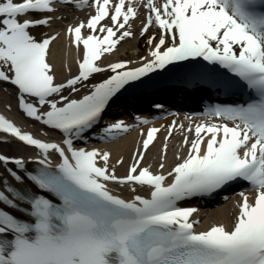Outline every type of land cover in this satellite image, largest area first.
<instances>
[{
  "label": "snow or ice",
  "instance_id": "6c2138e0",
  "mask_svg": "<svg viewBox=\"0 0 264 264\" xmlns=\"http://www.w3.org/2000/svg\"><path fill=\"white\" fill-rule=\"evenodd\" d=\"M53 2L0 0V81L16 86L19 107L28 117L59 130L64 137V147L42 142L0 116V132L43 154L36 161L41 167L35 174L25 171L19 158L0 154V165L20 184L22 175L6 167L14 164L36 189L60 201L56 204L43 195L17 191L0 179V264H264V0H260V11H256L257 0H163L159 6L145 0L148 16L141 35L151 26L160 31L158 40L152 36L147 41L152 46L151 59L130 70H124L125 62L109 64L114 75L91 85L80 99L61 93L64 89L78 92L77 84L105 71L95 61L132 35L124 30L113 39L136 11L132 0L127 4L126 0L114 4L92 0L95 15L86 27L96 32L106 17L112 27L102 25L99 32L103 36L82 37L83 23L70 26L67 32L72 44L77 48L83 45L79 74L55 84L46 57L56 37L37 41L29 32L47 25L50 17L21 19L53 12ZM87 4L88 0H78L75 6ZM197 58L226 69L257 98L246 105L216 106L207 111V115L235 122L231 127L226 123L189 126L186 131L193 132L194 138L189 142L184 137V143L190 144L188 155L168 173L170 183L165 185L164 175L139 167L143 151L138 157L134 154L127 175L118 177L114 170L109 171L108 152L73 146L74 140L93 129L109 101L126 85ZM56 96L58 100L53 98ZM26 97L35 98V103ZM45 106L47 110L42 111ZM127 130L123 122H117L102 131L111 139L114 131ZM157 131L148 130L143 149H148ZM171 131L169 128V134ZM50 150L60 158L55 170L50 167ZM237 180L255 189V197L250 202L240 193L239 213L231 230L213 225L207 231L195 232L189 217L196 209L180 207L178 202L211 195ZM109 181L149 186L150 198L136 195L122 199L111 194L106 184ZM12 210L23 215L17 218ZM29 218L33 222H25Z\"/></svg>",
  "mask_w": 264,
  "mask_h": 264
},
{
  "label": "bare ground",
  "instance_id": "6f19581e",
  "mask_svg": "<svg viewBox=\"0 0 264 264\" xmlns=\"http://www.w3.org/2000/svg\"><path fill=\"white\" fill-rule=\"evenodd\" d=\"M74 1L75 2L74 4H72L71 7L66 8V12H60V14L62 15L61 19L59 18L57 20V18H54L55 17L54 14H47V13H41V14H38V15H35L29 18V19H48L50 17L49 23L47 25H40V26L30 28L29 32L37 41H41L44 38L50 37L51 35L47 33L49 31L51 32V34H54V36L56 37V39L53 41V45L50 49V52L48 51V54H47V55H52V59H46L47 62L51 65V68H52L51 73L55 74L54 75L55 81L61 82L64 79H68L71 76V74L75 72L76 61H78V59L79 60L81 59V48L80 47L77 48L76 46L72 44L71 36L68 35V32H67V29H68L67 26L68 24L72 22L76 23V21L78 20L79 21L83 20L84 15L87 12V9H89V7L90 8H93V7H92V2H90L88 6L77 8L75 4L78 2V0H74ZM76 12L78 13L76 17L71 16L72 13L76 14ZM140 21L141 20H138L136 17L131 22L129 21V24H128L129 26L127 30L131 31L132 35L130 37H126L123 39L124 43L121 42L120 48L122 47V45H125V47H122V48L134 49V47L136 46V43H135L136 40L134 39H139L141 30L143 28ZM45 28H47V30ZM103 76L104 74L96 75L93 77L92 81L86 84H78L76 85V87L79 90H81L84 85L85 86L91 85L94 80L98 81L99 79H102ZM13 87L14 86L8 82H5V83L0 82V92H4V90L5 92H7L8 89H10V91H13ZM67 93H77V92H72L70 89H67V90H64L63 95H67ZM145 119H149V118L145 117ZM118 122L125 123V121H118ZM36 124L39 127H43L42 129L43 131H45L44 127H46V125H43L42 123L38 121H36ZM161 128H164V126L159 127L158 131L156 132L157 137H158L157 143L158 144L160 143V145H162L163 148H164L165 143L167 144L166 150L165 148L164 150L162 148V151H161L162 158L159 159L157 157V152L155 150L157 148V151H158V148H159V147H156L157 143L156 145L155 143H153L151 147H148L147 150L143 149V146H142L143 144L141 143L140 137H142L146 129L142 128L138 130L137 135L134 136L132 134L125 138H122L116 141L115 143H113L111 147L105 150V152L109 153V162H108L109 171L114 170L115 175L118 177L121 175L122 176L126 175L127 170L130 166V163L131 164L134 163V160H133L134 154L138 155L141 151L144 152L143 159H144L145 165L147 166H154L155 162L170 164L173 160L177 159V156L181 158L184 155V150H183L184 143L181 142L182 138H184L185 136H189L190 133L186 132L185 127L175 128L173 130L172 135L169 136V138H167L166 140L165 139L166 137L161 136V131H162ZM166 129L169 131V128H167V126H166ZM10 147L17 148L19 150L18 152L20 153H24V152L26 153L27 151V149H25L24 147H21L13 143L10 144ZM118 160H121L122 163L117 164ZM24 164H25V171L31 172L32 165L29 163H24ZM98 164L100 166H103L102 161L98 160ZM6 167L11 168L13 171H16L18 174H21L22 182L20 184H17V182H15L9 176L7 171H5V166H3L2 169H0V179L7 180L10 185L12 184L16 188L21 189L23 191H28L29 189H33L32 182L28 181L27 178L23 176L20 169H17L15 165H7ZM225 202L227 201L225 200L221 203L224 204ZM213 208L214 206L211 205V209ZM205 209H208V208H205ZM237 216H238L237 212L229 211L227 213H220V214L213 215L209 221L210 223H220V224L231 226L234 224L235 218Z\"/></svg>",
  "mask_w": 264,
  "mask_h": 264
},
{
  "label": "rangeland",
  "instance_id": "374dc122",
  "mask_svg": "<svg viewBox=\"0 0 264 264\" xmlns=\"http://www.w3.org/2000/svg\"><path fill=\"white\" fill-rule=\"evenodd\" d=\"M69 25V24H68ZM68 27V26H67ZM46 30H47V28H45ZM60 31V30H59ZM58 31V32H59ZM49 35H51V36H54V34H51V32L49 31V32H47ZM137 42V41H136ZM52 45H53V42L50 44V46H49V52H50V49H51V47H52ZM140 47V46H139ZM139 49H141V48H139ZM138 49V50H139ZM121 54L123 53V50H118ZM126 53V52H125ZM128 53L129 54H133L134 53V50H130V51H128ZM127 55V54H126ZM50 56V57H49ZM46 59H52V55H47V58ZM53 77H54V75L55 74H52V73H50ZM55 82H57V81H55L54 80V83ZM59 82V81H58ZM5 93H7V92H0V100L3 102V103H6L7 102V99H8V97H7V94H5ZM158 142V141H157ZM156 147H159L158 148V151H157V148L155 149L156 150V152H157V157L160 159V158H162V154H161V151H162V145H160V143L158 144L157 143V146ZM163 150H164V148H163ZM161 163L160 162H158V166L160 165ZM149 167H151V166H149ZM115 191H117L118 193H122V194H124L125 196H132L133 195V192H132V190H129V189H116L115 188ZM226 227H230V226H226Z\"/></svg>",
  "mask_w": 264,
  "mask_h": 264
}]
</instances>
